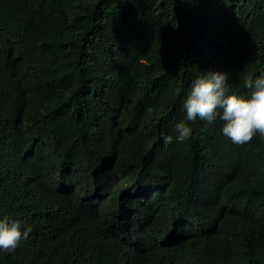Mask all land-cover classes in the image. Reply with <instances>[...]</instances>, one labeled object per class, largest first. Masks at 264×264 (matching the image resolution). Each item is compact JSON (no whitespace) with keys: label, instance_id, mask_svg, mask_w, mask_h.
Here are the masks:
<instances>
[{"label":"trees","instance_id":"16d2710c","mask_svg":"<svg viewBox=\"0 0 264 264\" xmlns=\"http://www.w3.org/2000/svg\"><path fill=\"white\" fill-rule=\"evenodd\" d=\"M209 71L248 95L264 0H0V264H264V138L186 119Z\"/></svg>","mask_w":264,"mask_h":264},{"label":"clouds","instance_id":"9594fccd","mask_svg":"<svg viewBox=\"0 0 264 264\" xmlns=\"http://www.w3.org/2000/svg\"><path fill=\"white\" fill-rule=\"evenodd\" d=\"M227 81L228 73L220 71H209L197 77L183 101L186 119L195 121L199 118L212 124L218 115L217 110L222 109L219 113L224 121L222 133L234 144L249 143L257 134L264 138V71L255 79L245 80L244 85L249 89L246 97L230 92ZM175 128L177 141L191 136L192 130L184 121L178 122ZM162 138L165 144L173 142L170 135L162 134ZM31 231V227L21 231L18 220L0 218V250L14 251Z\"/></svg>","mask_w":264,"mask_h":264}]
</instances>
